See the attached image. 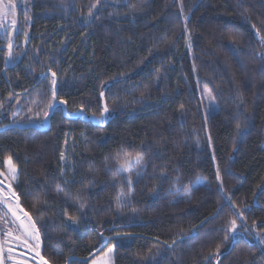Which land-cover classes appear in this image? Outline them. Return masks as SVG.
<instances>
[{"label": "trees", "instance_id": "1", "mask_svg": "<svg viewBox=\"0 0 264 264\" xmlns=\"http://www.w3.org/2000/svg\"><path fill=\"white\" fill-rule=\"evenodd\" d=\"M115 1L110 21L80 1L34 0L32 49L12 65L0 37V169L14 163L20 207L49 222L42 259L91 264L113 247L114 264H264V0ZM106 85L116 113L98 124ZM201 89L219 105L207 120ZM19 100L44 125L15 116ZM194 125L207 128L203 155ZM125 155L144 170L120 216Z\"/></svg>", "mask_w": 264, "mask_h": 264}, {"label": "rangeland", "instance_id": "2", "mask_svg": "<svg viewBox=\"0 0 264 264\" xmlns=\"http://www.w3.org/2000/svg\"><path fill=\"white\" fill-rule=\"evenodd\" d=\"M34 0H0V37L4 41V48L6 49V62L9 65L17 63L26 53L27 50L32 49L28 47L30 38V25L31 20L26 14V8ZM72 3L83 4L88 7V11H92L94 16L96 11L104 15L105 18L112 21L110 17L116 12L114 4H117L115 0H67ZM114 3V4H113ZM142 4L140 7L135 8L132 14L140 15L139 10H149L150 7ZM88 18L92 17V14H87ZM189 34V42L192 43V39ZM46 73L44 76L48 79L50 89L53 94L52 100L48 105V112L51 110L56 103L54 95L56 89L59 86L58 76L54 74V68L56 61L51 59L47 62ZM107 85L102 90V102L100 105V111L98 115L91 116V119L98 123H108L109 120L116 113L115 102L109 99L110 96H106ZM202 95V106H203V117L208 119V116L218 111L219 105L215 95L210 94L207 90L201 89ZM24 99V98H22ZM14 102V115H21L24 119H29L31 122L39 123L44 125L45 118L41 120L35 118V114L32 118H27L26 110L21 104V100ZM57 106V105H56ZM37 115L39 113H36ZM45 116V115H44ZM86 118V117H85ZM88 119V118H86ZM21 120H17L20 122ZM193 136L197 151L200 154L207 153L206 136L207 128L198 127L194 125ZM72 132L67 133L66 141L63 146L61 153V167L63 175L67 172H71L73 169L72 162L70 160V147L74 142ZM141 159L131 158L127 159L125 155L121 163L118 165L117 177L120 180L117 184V188L120 189V194L117 201L118 215H122L123 210L121 205H126L127 202L131 201V195L134 190V186L137 181L141 180L140 174H142L144 168L141 164ZM122 177V182H121ZM19 179L18 169L14 163L7 159L3 163V168L0 169V264H46L41 257V238L43 237L44 231L49 224L48 220L42 219L38 216L31 217L28 215L16 198V186ZM88 189H85L80 196L79 201L74 203L81 215H88L91 209L90 199L88 195ZM64 223L70 228H77L76 220L69 213H65L63 216ZM229 229L232 228V222L229 223ZM235 234V231H234ZM237 235L240 232L236 233ZM264 243V242H262ZM91 264H114V249L113 247L108 248L103 254L96 257Z\"/></svg>", "mask_w": 264, "mask_h": 264}]
</instances>
